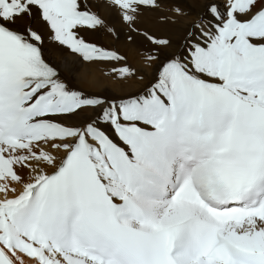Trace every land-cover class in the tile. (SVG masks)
Listing matches in <instances>:
<instances>
[{"label": "snow or ice", "instance_id": "obj_1", "mask_svg": "<svg viewBox=\"0 0 264 264\" xmlns=\"http://www.w3.org/2000/svg\"><path fill=\"white\" fill-rule=\"evenodd\" d=\"M0 264H264V0H0Z\"/></svg>", "mask_w": 264, "mask_h": 264}, {"label": "bare ground", "instance_id": "obj_2", "mask_svg": "<svg viewBox=\"0 0 264 264\" xmlns=\"http://www.w3.org/2000/svg\"><path fill=\"white\" fill-rule=\"evenodd\" d=\"M108 41L107 40H105V43H107ZM130 55H131V53H130Z\"/></svg>", "mask_w": 264, "mask_h": 264}]
</instances>
